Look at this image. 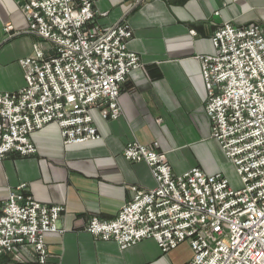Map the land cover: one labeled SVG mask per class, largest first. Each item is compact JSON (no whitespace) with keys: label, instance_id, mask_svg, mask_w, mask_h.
Instances as JSON below:
<instances>
[{"label":"built area","instance_id":"1","mask_svg":"<svg viewBox=\"0 0 264 264\" xmlns=\"http://www.w3.org/2000/svg\"><path fill=\"white\" fill-rule=\"evenodd\" d=\"M20 1L29 32L51 47L50 55L35 48L21 59L24 86L0 93V161L35 155L31 135L49 124L58 125L65 145L99 140L91 110L118 120L122 87L142 67L128 48L130 26H101L93 0ZM212 44L215 52L201 57L205 112L240 185L200 168L175 175L157 145L132 141L123 158L145 163L156 186L132 188L134 197L114 219L92 217L86 231L122 250L150 239L167 254L188 243V264H264V26L224 23ZM64 212L36 201L27 183L11 190L0 214V264L22 246L46 264L45 235L63 233L58 223Z\"/></svg>","mask_w":264,"mask_h":264},{"label":"crops","instance_id":"2","mask_svg":"<svg viewBox=\"0 0 264 264\" xmlns=\"http://www.w3.org/2000/svg\"><path fill=\"white\" fill-rule=\"evenodd\" d=\"M93 1L101 26H130L128 48L141 59L142 67L122 87V116L106 120L92 109L100 139L78 145H65L56 124L33 133L35 155L10 154L0 161V214L10 191L27 183L36 201L65 208L58 223L63 233L45 235L46 264H188L193 257L188 243L167 254L150 239L122 250L86 229L92 217L114 219L134 197L132 188L148 191L156 186L145 163L123 158L124 147L132 141L157 145L175 175L200 168L240 185L234 166L212 138L201 57L215 52L212 36L224 23L264 26V0ZM8 25L12 32L5 31ZM50 47L29 32L20 0H0V93L21 89L20 60L34 55L35 48L50 55ZM1 264L39 262L31 247L22 246Z\"/></svg>","mask_w":264,"mask_h":264},{"label":"rangeland","instance_id":"3","mask_svg":"<svg viewBox=\"0 0 264 264\" xmlns=\"http://www.w3.org/2000/svg\"><path fill=\"white\" fill-rule=\"evenodd\" d=\"M20 157V156H19Z\"/></svg>","mask_w":264,"mask_h":264}]
</instances>
